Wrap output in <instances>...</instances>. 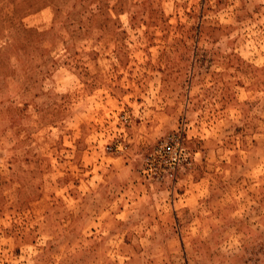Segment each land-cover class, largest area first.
Segmentation results:
<instances>
[{
  "label": "rangeland",
  "instance_id": "1",
  "mask_svg": "<svg viewBox=\"0 0 264 264\" xmlns=\"http://www.w3.org/2000/svg\"><path fill=\"white\" fill-rule=\"evenodd\" d=\"M0 264H264V0H0Z\"/></svg>",
  "mask_w": 264,
  "mask_h": 264
},
{
  "label": "built area",
  "instance_id": "2",
  "mask_svg": "<svg viewBox=\"0 0 264 264\" xmlns=\"http://www.w3.org/2000/svg\"><path fill=\"white\" fill-rule=\"evenodd\" d=\"M191 164L189 152L178 133L168 134L158 141L143 160L142 173L154 180L172 179L177 171Z\"/></svg>",
  "mask_w": 264,
  "mask_h": 264
}]
</instances>
